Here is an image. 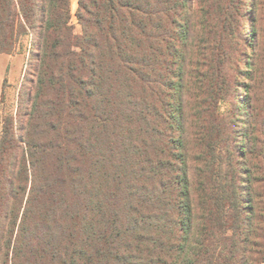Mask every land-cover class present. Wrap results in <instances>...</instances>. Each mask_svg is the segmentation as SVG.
<instances>
[{"label": "trees", "instance_id": "1", "mask_svg": "<svg viewBox=\"0 0 264 264\" xmlns=\"http://www.w3.org/2000/svg\"><path fill=\"white\" fill-rule=\"evenodd\" d=\"M77 4L79 33L70 0H0L34 75L0 138V264H264V138L219 109L246 1Z\"/></svg>", "mask_w": 264, "mask_h": 264}, {"label": "rangeland", "instance_id": "2", "mask_svg": "<svg viewBox=\"0 0 264 264\" xmlns=\"http://www.w3.org/2000/svg\"><path fill=\"white\" fill-rule=\"evenodd\" d=\"M77 1L70 0L71 23L75 33L80 32L75 17ZM245 1L249 16L243 17L240 29L238 27L241 46L234 48L235 54L226 67L229 72L234 70V67H239L235 81L240 84L220 103L219 109L226 120H233L235 131L246 147L252 139V124L255 125L254 134L264 138V0ZM251 14L255 20L254 24L259 28L257 49L246 48V42L242 43L246 35L251 37V25L248 20ZM31 38L30 35H22L16 40L11 53H0V138L5 119L16 116L19 105L26 103L30 91V81L34 78L33 67L29 65V51L33 47ZM242 45L247 54L240 57L247 62L237 65L238 60H241L239 51L244 49ZM245 82L249 83L248 92H245V87L242 86ZM190 111L193 112V109Z\"/></svg>", "mask_w": 264, "mask_h": 264}]
</instances>
